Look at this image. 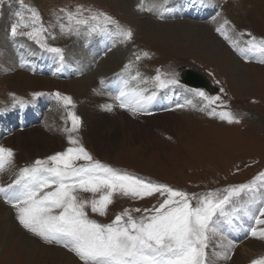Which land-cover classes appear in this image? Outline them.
<instances>
[{"label":"rangeland","instance_id":"1","mask_svg":"<svg viewBox=\"0 0 264 264\" xmlns=\"http://www.w3.org/2000/svg\"><path fill=\"white\" fill-rule=\"evenodd\" d=\"M25 2L38 8L45 26L57 37L48 43L63 48L65 58L61 65L54 57L41 53L32 41L12 38L10 27L20 5L18 0H11L10 6H4L0 15V145L14 150L17 172L37 159L71 146L63 131L66 113L53 95L56 92L70 95L76 103L74 111L82 118L81 131L73 135H78L93 157L113 168L194 194L248 183L264 172V64L242 58L216 31L226 18L236 26L237 32L250 31L264 37V0H203L202 4H193L191 0H167V3L159 0L155 4L143 0L144 11L139 10L141 0ZM259 3V11H255ZM78 5L102 10L131 28L133 42L113 44L112 39L95 35L61 34L57 17L64 14L60 9L74 12ZM148 7L153 10L148 11ZM184 10H189L185 16L180 14ZM143 20L165 26L144 31L143 26L140 28ZM181 21L188 24L171 25ZM60 22L67 24L66 19ZM136 46L148 49L150 58L141 59L133 73L139 70L143 78H149L156 75L157 69L175 70L183 84L190 72L205 77L214 91L199 89L220 96L227 108L217 111H231L240 118V123L229 124L197 108H176L177 103L191 99L179 88L160 93L165 98L153 106L151 116H128L127 111L116 106L118 102H109L124 66L134 60L133 53L147 52L136 50ZM29 49L38 55H31ZM106 59L107 67L102 64ZM130 87L151 88V85L131 81ZM194 103L200 104L198 100ZM106 105H113L114 110L106 111ZM92 120L100 121L99 133L94 134L99 143L86 134V125ZM7 176V183L15 179L12 172H7ZM80 196L92 198L91 193ZM160 202L158 196L134 201L117 195L106 217L92 213L90 208L86 211L90 218L110 223L126 208H152ZM252 226L251 215L243 214L232 225H219V233L209 249L217 254L215 264H252L254 260L264 259V241L249 235ZM255 226L258 230L264 227ZM1 232H6L7 238L0 239V264H82L64 247L46 243L27 232L19 224L15 209L4 199L0 206V235ZM229 242L234 245L231 249ZM229 252L231 257L223 258Z\"/></svg>","mask_w":264,"mask_h":264},{"label":"snow or ice","instance_id":"2","mask_svg":"<svg viewBox=\"0 0 264 264\" xmlns=\"http://www.w3.org/2000/svg\"><path fill=\"white\" fill-rule=\"evenodd\" d=\"M191 2L202 4L203 0ZM10 3L11 0H0V15L4 6H10ZM18 3L20 9L10 27V36L32 41L41 53L54 57L63 65L64 49L48 43L49 39L57 37L45 26L38 8L25 0H18ZM139 10H146L143 0ZM147 10L153 9L148 7ZM60 12L64 14L57 17L61 34L95 35L112 39L113 44L133 42L132 29L102 10L78 5L74 12L66 8H61ZM64 19L67 24L60 22ZM216 31L242 58L264 64V37H257L250 31L237 32L236 26L226 18ZM29 52L38 55L30 49ZM133 56L134 60L124 66L111 95L120 109L133 117L151 116L153 106L165 98L160 93L179 88L191 99L177 103L176 108H197L229 124L240 123V118L231 111H217V108H227L220 96L186 86L175 70L162 72L157 69L156 75L149 78H143L139 70L133 73L134 66L141 59L150 58V54L140 52L133 53ZM131 81L150 84L151 88L130 87ZM101 84H104L103 80ZM53 95L65 110L63 131L67 133L71 146L45 159H37L17 172L14 150L0 145V176L6 172L15 175V179L6 185L0 183V197L15 209L19 224L27 232L46 243L64 247L82 264H215L217 254L209 249L219 233V225H232L242 214L252 217L254 226L249 228V235L264 241V227L258 230L255 226H264V172L248 183L222 191L194 194L113 168L93 157L78 135H73L78 134L83 126L82 118L74 111L76 103L73 98L61 92ZM196 100L199 105L194 103ZM23 103L21 100L20 104ZM104 107L106 111L114 110L113 105ZM81 193H91L92 198L83 199ZM117 195L134 201L158 196L161 202L152 208H126L110 223L89 217L88 208L92 213L106 217ZM133 212L140 215L134 216ZM233 247L229 242L228 248ZM230 257L231 252L224 254L223 258ZM252 264H264V259L254 260Z\"/></svg>","mask_w":264,"mask_h":264},{"label":"bare ground","instance_id":"3","mask_svg":"<svg viewBox=\"0 0 264 264\" xmlns=\"http://www.w3.org/2000/svg\"><path fill=\"white\" fill-rule=\"evenodd\" d=\"M151 1H154L153 3L155 4L157 1H159V0H151ZM261 6V4L259 3L255 8H254V10L255 11H259V7ZM210 8V7H209ZM209 12L211 11V9H209L208 10ZM189 13V10H184L183 11V14L182 13H180L181 15H186V14H188ZM208 13V12H207ZM229 16L230 17H232L233 15H232V13H230L229 14ZM230 19H232V18H230ZM153 22V24L151 23V22H149V23H146V20H143V21H140V23H141V25H140V28H141V30H142V26H143V28H145V30L144 31H146L147 29H152V28H154V29H161L162 27H164L165 26V24L164 23H160V22H157V21H152ZM185 24H188V22L187 21H181V22H175L174 24H171V25H177V26H184ZM187 27V26H186ZM154 32V31H153ZM142 33H143V31H142ZM147 35V34H146ZM153 35H154V33H153ZM158 35V34H157ZM143 36V35H142ZM157 38V37H156ZM160 39V38H159ZM162 40V39H161ZM165 44H166V42H165ZM170 47V46H169ZM136 50H143V51H147L148 52V49H146V48H143V46H141V47H139V46H136V48H135ZM153 50V49H152ZM159 52V51H158ZM140 53V52H139ZM103 66H105V67H107V65L109 64V62H108V59H106V60H104L103 61ZM102 67V66H101ZM116 70V69H115ZM115 70H113L112 71V73L113 72H115ZM117 74H118V72H116ZM120 73V72H119ZM104 74V73H103ZM107 74V73H106ZM109 74V73H108ZM109 76V75H108ZM203 78H205V77H203ZM100 79V78H99ZM98 80V79H97ZM207 80V79H206ZM109 82V81H108ZM113 82V81H112ZM111 83V82H110ZM109 83V84H110ZM187 85V84H186ZM192 87V86H191ZM115 88V87H114ZM194 88V87H193ZM206 89H208L210 92H212V91H214L213 90V88H212V86H211V84L209 83V87L208 88H206ZM108 96H109V94H108ZM105 100H107V99H105ZM109 100V102H112V98H109L108 99ZM107 100V101H108ZM103 102H106V101H103ZM114 104V103H113ZM115 108H117V107H115ZM96 110V109H95ZM94 109H93V111H95ZM91 111V110H90ZM97 111V110H96ZM96 114V113H95ZM109 114V113H108ZM127 114H128V116H129V113L127 112ZM103 115H104V113H103ZM89 116V115H88ZM93 116V115H92ZM91 116V117H92ZM143 116V115H142ZM99 117V116H98ZM167 116H163L162 118H166ZM103 118V117H102ZM104 118H106V117H104ZM95 119H96V117H95ZM98 119V118H97ZM167 119V118H166ZM107 120H105V122H106ZM99 123H100V121H98ZM96 120L95 121H89L88 123H87V125H86V134H87V136L90 138V140H93V141H95L96 143H99V142H101L100 141V139L97 137V135H94L95 133H99V123H98ZM103 122V121H102ZM102 122H101V124H102ZM104 123V122H103ZM105 124V123H104ZM120 124V123H119ZM145 125V124H144ZM103 126V125H102ZM105 126V125H104ZM51 128V127H50ZM56 128V127H55ZM103 128H105V127H103ZM44 129V128H43ZM139 129V128H138ZM52 130V129H51ZM54 130V129H53ZM40 131V130H39ZM43 131V130H42ZM46 131V130H45ZM47 133V132H46ZM54 133V132H53ZM39 134H41V133H39ZM57 135V134H56ZM115 135V134H114ZM53 136V135H52ZM63 137V136H62ZM116 137V136H115ZM104 138V137H103ZM58 140V139H57ZM101 145V144H100ZM9 173V172H8ZM7 182H8V176H7V172L5 173V174H3L2 176H0V183H4L5 185L7 184ZM2 203H3V198L2 197H0V206H2ZM4 210H5V208H4ZM6 233V232H5ZM5 233L4 232H1V235H0V239H3V237H4V239H6L7 237V235L5 236ZM8 234H10V233H8ZM0 249L2 250V247H0ZM243 252V251H242ZM32 257V256H31ZM245 257V256H244Z\"/></svg>","mask_w":264,"mask_h":264},{"label":"water","instance_id":"4","mask_svg":"<svg viewBox=\"0 0 264 264\" xmlns=\"http://www.w3.org/2000/svg\"><path fill=\"white\" fill-rule=\"evenodd\" d=\"M184 83L195 88L206 89L209 87V82L205 78L195 75L191 72L186 74Z\"/></svg>","mask_w":264,"mask_h":264},{"label":"crops","instance_id":"5","mask_svg":"<svg viewBox=\"0 0 264 264\" xmlns=\"http://www.w3.org/2000/svg\"><path fill=\"white\" fill-rule=\"evenodd\" d=\"M64 253H66V252L64 251ZM67 254H68V253H67ZM68 255H69V254H68ZM69 257L72 258V261L74 262V260H75L74 257H73L72 255H70ZM1 258H2V256L0 257V259H1ZM67 259H68V258H67ZM67 259H66V260H67Z\"/></svg>","mask_w":264,"mask_h":264}]
</instances>
